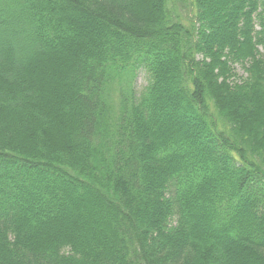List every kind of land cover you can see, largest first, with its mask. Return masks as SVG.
I'll return each instance as SVG.
<instances>
[{
    "label": "trees",
    "instance_id": "obj_1",
    "mask_svg": "<svg viewBox=\"0 0 264 264\" xmlns=\"http://www.w3.org/2000/svg\"><path fill=\"white\" fill-rule=\"evenodd\" d=\"M0 264H264V0H0Z\"/></svg>",
    "mask_w": 264,
    "mask_h": 264
},
{
    "label": "rangeland",
    "instance_id": "obj_2",
    "mask_svg": "<svg viewBox=\"0 0 264 264\" xmlns=\"http://www.w3.org/2000/svg\"><path fill=\"white\" fill-rule=\"evenodd\" d=\"M173 12H174L175 16L183 22H187L189 19L193 18V14L191 12L190 6L187 4H184V3L177 5L173 9ZM261 51H262V49H261ZM235 70H236L238 77H240V78L246 77V73L241 66L236 65ZM146 84H147V80H146L145 73L139 72L137 74V77H136L135 82H134V88L136 89V91L140 92L146 86Z\"/></svg>",
    "mask_w": 264,
    "mask_h": 264
}]
</instances>
